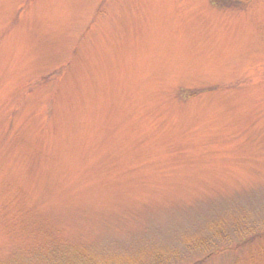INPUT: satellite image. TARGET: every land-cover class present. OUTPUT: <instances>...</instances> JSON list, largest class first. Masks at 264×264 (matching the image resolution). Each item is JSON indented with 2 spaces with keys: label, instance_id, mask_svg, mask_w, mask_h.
<instances>
[{
  "label": "rangeland",
  "instance_id": "1",
  "mask_svg": "<svg viewBox=\"0 0 264 264\" xmlns=\"http://www.w3.org/2000/svg\"><path fill=\"white\" fill-rule=\"evenodd\" d=\"M263 233L264 0H0V264H264Z\"/></svg>",
  "mask_w": 264,
  "mask_h": 264
},
{
  "label": "trees",
  "instance_id": "2",
  "mask_svg": "<svg viewBox=\"0 0 264 264\" xmlns=\"http://www.w3.org/2000/svg\"><path fill=\"white\" fill-rule=\"evenodd\" d=\"M264 235V233H263ZM46 258H43L42 256L38 255L36 258V261H41L40 264H92V260L88 259L87 261L79 260L76 258H68V257H60L57 256L54 252H50L45 256ZM31 260V258H30Z\"/></svg>",
  "mask_w": 264,
  "mask_h": 264
}]
</instances>
